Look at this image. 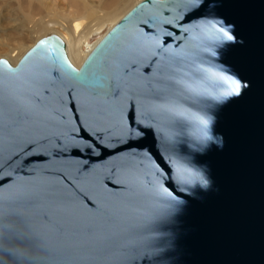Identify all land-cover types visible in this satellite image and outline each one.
<instances>
[{"label": "water", "instance_id": "water-1", "mask_svg": "<svg viewBox=\"0 0 264 264\" xmlns=\"http://www.w3.org/2000/svg\"><path fill=\"white\" fill-rule=\"evenodd\" d=\"M0 264H264V0H140L78 67L56 34L0 58Z\"/></svg>", "mask_w": 264, "mask_h": 264}, {"label": "bare ground", "instance_id": "bare-ground-1", "mask_svg": "<svg viewBox=\"0 0 264 264\" xmlns=\"http://www.w3.org/2000/svg\"><path fill=\"white\" fill-rule=\"evenodd\" d=\"M15 1L23 11L24 18L17 27L12 26L14 34L0 26V48L7 50L3 54L6 56L4 58L15 64L27 49V40L32 33L45 31L63 39L70 61L78 67L98 40L140 0ZM35 12L51 14V17L45 19L46 15L40 14L36 18ZM107 25L108 30L105 29ZM13 36L15 45L12 47L4 40H12ZM15 49L16 54L10 55Z\"/></svg>", "mask_w": 264, "mask_h": 264}, {"label": "rangeland", "instance_id": "rangeland-1", "mask_svg": "<svg viewBox=\"0 0 264 264\" xmlns=\"http://www.w3.org/2000/svg\"><path fill=\"white\" fill-rule=\"evenodd\" d=\"M57 2H62V1L57 0ZM40 14L44 16L46 15L45 19H48L49 17H51V14L47 15V13H43V12H39V13L35 12L34 16L37 18ZM4 18L6 19V21ZM23 18H24V13L17 6L15 0H0V19H1L0 26L4 27L6 31L8 32L12 31L11 33H13L14 29H11V28H13L14 26L17 27L18 24L22 23ZM108 28H109L108 25L105 26L106 30H108ZM39 33H32L31 37L27 40V45H28L27 49L30 48L39 38L50 35L48 32L46 33L45 31H42L40 34ZM13 40H14V36L12 37V40H4V42L13 47V45H15V42ZM5 51H7L6 48H0V58L6 57L5 55H3ZM16 51L17 49L11 51L10 55L16 54ZM12 57L14 58L15 56H12Z\"/></svg>", "mask_w": 264, "mask_h": 264}, {"label": "snow or ice", "instance_id": "snow-or-ice-1", "mask_svg": "<svg viewBox=\"0 0 264 264\" xmlns=\"http://www.w3.org/2000/svg\"><path fill=\"white\" fill-rule=\"evenodd\" d=\"M219 32L223 33V36L226 37L228 40L233 39V36L230 35V33L224 27L219 28ZM41 43H43V41H41ZM216 75L219 77V79L223 80L225 83L232 85L230 92L226 91L223 93V95L227 96L230 95L231 93H239L241 89V85L239 81L233 79L230 76L223 75L222 73H217ZM178 115L183 116V113H179ZM197 119L200 120L201 124L207 126L208 120L199 117H197ZM204 135L207 136V132H205ZM176 171L180 174V178L182 180L186 179L184 173H188V176L193 175L191 169H187V168L178 167ZM159 194L162 196H167L173 200H178V197L174 195L173 191H171L168 187H164L163 185H161L159 188Z\"/></svg>", "mask_w": 264, "mask_h": 264}]
</instances>
